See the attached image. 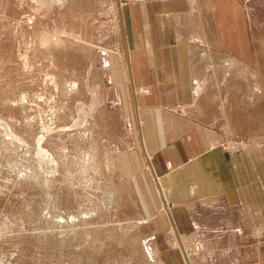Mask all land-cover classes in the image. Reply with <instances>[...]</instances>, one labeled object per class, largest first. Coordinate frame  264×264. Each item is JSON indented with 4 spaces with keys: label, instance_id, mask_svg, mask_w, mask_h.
Returning a JSON list of instances; mask_svg holds the SVG:
<instances>
[{
    "label": "rangeland",
    "instance_id": "1",
    "mask_svg": "<svg viewBox=\"0 0 264 264\" xmlns=\"http://www.w3.org/2000/svg\"><path fill=\"white\" fill-rule=\"evenodd\" d=\"M240 1L251 59L197 53L195 108L171 109L234 152L264 143V0ZM123 6L0 0V264H185L139 154ZM178 208L189 250H216V264L253 240L222 200ZM230 251L225 261L250 255Z\"/></svg>",
    "mask_w": 264,
    "mask_h": 264
},
{
    "label": "crops",
    "instance_id": "2",
    "mask_svg": "<svg viewBox=\"0 0 264 264\" xmlns=\"http://www.w3.org/2000/svg\"><path fill=\"white\" fill-rule=\"evenodd\" d=\"M118 2L124 5L123 68L139 154L184 263L194 264L196 256L197 264H205L210 255L216 264L217 251H190L188 224L183 225L173 208L187 211L198 204L209 207L222 200L226 208L239 212L241 224L252 231L253 240L242 243L245 239L236 238L224 255L228 258L234 249H244L250 255L228 261L221 255L220 264H264V143L256 147L241 144L237 151H228L213 129L189 114L171 110L180 104L187 110L195 108L197 53L202 58L205 52H223L251 59L253 43L246 7L240 0ZM143 89L150 93L143 94Z\"/></svg>",
    "mask_w": 264,
    "mask_h": 264
},
{
    "label": "bare ground",
    "instance_id": "3",
    "mask_svg": "<svg viewBox=\"0 0 264 264\" xmlns=\"http://www.w3.org/2000/svg\"><path fill=\"white\" fill-rule=\"evenodd\" d=\"M226 65H227L228 67H230V68H233L234 63H233V61H231V62H229V63H226ZM144 94H149V93H148V91L146 90V91L144 92ZM173 222H174V220H173ZM175 232L177 233V231H175Z\"/></svg>",
    "mask_w": 264,
    "mask_h": 264
},
{
    "label": "water",
    "instance_id": "4",
    "mask_svg": "<svg viewBox=\"0 0 264 264\" xmlns=\"http://www.w3.org/2000/svg\"><path fill=\"white\" fill-rule=\"evenodd\" d=\"M122 37H123V33H122ZM124 38V37H123ZM175 228V227H174ZM175 231H177V229L175 228ZM181 249H182V251H183V253L185 254V252H184V250H183V247H182V245H181ZM185 257H186V260H187V256L185 255ZM187 263H188V261H187Z\"/></svg>",
    "mask_w": 264,
    "mask_h": 264
}]
</instances>
